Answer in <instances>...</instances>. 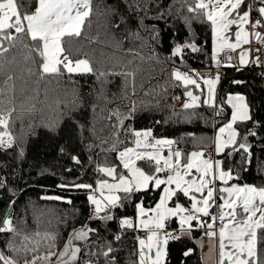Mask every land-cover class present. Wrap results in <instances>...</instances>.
Segmentation results:
<instances>
[{
  "label": "snow or ice",
  "instance_id": "1",
  "mask_svg": "<svg viewBox=\"0 0 264 264\" xmlns=\"http://www.w3.org/2000/svg\"><path fill=\"white\" fill-rule=\"evenodd\" d=\"M260 3L264 5V0ZM177 4L179 9L175 4H161L159 0H120L119 6L128 17L127 20L120 19L124 23L134 21L155 41L159 37L156 25L149 29L143 23L150 18L149 13L154 10L155 15L151 18L166 20L174 10H186L191 16L183 17L185 24L190 25L193 19L210 24L213 60L217 67L224 64L240 71L249 63H261L260 52L264 44L257 37L262 35L258 29L264 27V6L257 9L260 19L253 20L250 8L240 11L242 6L247 8L246 0H177ZM107 10L119 15L112 6H107ZM93 16V0H0V70L5 64L14 62L13 54L19 52L28 65L29 75L43 78L96 74L103 78L118 74L125 77L126 82L131 81L134 95L135 72L97 73L87 53L73 50L74 42L88 39L86 29L91 26ZM233 26L237 28L234 42L228 35ZM114 27L119 28L120 23ZM130 35L141 38L139 30L130 31ZM254 42L256 48L251 46ZM184 49L201 50L195 43L178 44L172 56L182 59ZM237 49L240 51L234 65L232 53ZM225 50V61H221L220 53ZM32 64H38L35 73ZM5 75V84L13 81L12 74ZM172 77L186 89L188 99L182 103L183 109L207 105L215 110L217 117L222 115L224 106L216 103L219 73L205 78L199 73L193 75L177 68ZM189 86L198 89L199 94H194ZM12 87L14 89V85ZM3 91L0 89V95ZM226 103L232 109L230 119L218 128L211 146L217 154L228 149H231L229 155L245 153L243 164L247 171V166L253 162L252 145L246 139L242 142L235 125L253 121L252 108L246 97L239 94L228 95ZM128 107L127 115L118 110L112 112L117 122L112 126L109 139L101 138L95 145L115 154L116 162L105 161L97 165L96 171L103 178L97 179L95 186L90 183L60 185L61 188L74 187L89 192L88 222L79 228L71 227L67 238L58 243V231L25 232L14 223L12 215L0 216V238L8 237L0 248V264H100L101 258L103 264H119L116 255L119 250L113 242L121 241L126 230L134 234L136 259L132 264H168L169 242L192 239V234L198 230L203 231L198 243L203 248L205 239L209 242L215 264H264V186L239 183V172L226 169L224 161L213 160L203 150L186 152L177 140L155 137L151 128L137 130L126 126L125 120H131L135 112L134 104ZM15 112L14 106H4L0 102V148H9L16 143L17 138L11 130ZM248 135L255 137L257 134L249 130ZM104 145L110 147L104 148ZM73 159L80 163L78 158ZM217 183L223 186L218 188ZM3 186L0 182V187ZM153 191L157 198L146 205L143 197ZM217 197L220 203H217ZM44 199L62 201L64 198L48 196ZM129 201L134 214L120 215V210L125 209ZM65 202L71 204V200ZM13 204L15 200H10L9 206ZM213 208L218 212L214 214ZM173 221L177 224L175 229H171ZM112 222L118 224V231L111 240L94 241V238L99 240ZM193 251L188 248L182 255L189 257Z\"/></svg>",
  "mask_w": 264,
  "mask_h": 264
},
{
  "label": "trees",
  "instance_id": "2",
  "mask_svg": "<svg viewBox=\"0 0 264 264\" xmlns=\"http://www.w3.org/2000/svg\"><path fill=\"white\" fill-rule=\"evenodd\" d=\"M159 2L175 4L179 9L177 0ZM119 4L120 0H93L94 16L91 26L86 29L88 39L74 42L73 50L87 53L97 73L135 72L134 95L131 81L126 82L125 77L118 74L103 78L96 74L43 78L29 75L28 65L19 52L13 54L16 57L14 62L5 64L0 70V89L4 90L0 102L16 109L11 130L17 138L14 146L0 148V182L4 184L0 187V216L12 215L14 223L25 232L58 231V243L67 238L71 227L79 228L82 223H87L91 211L87 190L61 188L60 185L90 183L95 186V181L103 178L96 167L105 161L109 164L116 162L115 154L95 145L101 138L109 139L112 126L117 122L112 112L118 110L127 115L128 106L132 104L135 112L131 120H125L126 126L137 130L151 128L155 137L177 140L179 147L186 152L210 150L216 130L231 116L227 96L242 94L252 108L253 121L238 122L235 127L241 133L242 142L246 139L252 145L253 162L245 171L243 157L246 154L234 152L229 155L231 149L216 159L224 161L226 169L239 172V183L264 186V68L247 65L237 71L234 67H226L227 76L218 87L216 96L217 105L224 106L219 117L207 105L190 110L182 106L175 108V97L183 99L186 89L173 79L172 72L178 68L194 75L198 68L215 63L210 24L202 19L185 24L183 17L191 16L186 10H174L166 20H156L151 18L155 15L153 10L149 13L150 18L143 22L149 29L155 24L159 30V37L152 41L134 21H121L120 17L125 20L128 17ZM107 6L116 8L119 15L108 12ZM117 23H120L119 28L114 27ZM137 30L140 39L130 35V31ZM188 43H195L201 50L184 49L182 59L172 56L176 45ZM37 67L38 64L31 65L33 73ZM5 73L14 76L9 84L4 83ZM202 87L206 89V85L202 84ZM189 90L199 94V90L192 86ZM249 130L257 135H248ZM120 138L125 139L124 136ZM73 157L80 163L77 164ZM48 196L64 199H44ZM156 198L155 191L143 197L146 205L154 203ZM10 200H15V204L9 206ZM67 200H71V204L66 203ZM119 214L132 216V202L129 201ZM93 226H96L94 222ZM176 227L173 221L171 229ZM117 231L118 224L112 222L99 240L94 238V241H110ZM192 235V239L169 242L168 264H202L201 252L195 242L202 234L198 230ZM7 238H0V248ZM113 246L119 250L116 253L119 264H132L136 259L133 232L126 230L123 239L113 242ZM188 248L194 249L193 254L183 257L182 253ZM100 264H103L102 258Z\"/></svg>",
  "mask_w": 264,
  "mask_h": 264
},
{
  "label": "built area",
  "instance_id": "3",
  "mask_svg": "<svg viewBox=\"0 0 264 264\" xmlns=\"http://www.w3.org/2000/svg\"><path fill=\"white\" fill-rule=\"evenodd\" d=\"M250 9H251V19H253V20L260 19L259 15H258V12H257L258 6L256 4H254V3H251L250 4ZM258 31L262 35L259 36V37H257V40H259L261 44H264V27L258 29ZM251 46H252V48H256L257 47V44L254 42ZM237 53H238V51L232 53V55H233L232 64H234V65L237 64V60H236ZM255 54L256 53H253V55H255ZM260 56H261V63L260 64H252V63H249L248 65H255V66L263 67L264 68V48L261 49ZM196 72L199 73V75L201 77H205V78H207V77H214L215 75H217V73H219V75H220V82L218 84V87L222 83L223 79L227 76V69H226V67H224L223 65L220 66V67H217L215 63L212 64L211 66L198 68L196 70ZM186 101H187L186 98H183V99H180L179 98V99H177V97H175V99H174V107L175 108H180L182 106V103L183 102H186Z\"/></svg>",
  "mask_w": 264,
  "mask_h": 264
},
{
  "label": "crops",
  "instance_id": "4",
  "mask_svg": "<svg viewBox=\"0 0 264 264\" xmlns=\"http://www.w3.org/2000/svg\"><path fill=\"white\" fill-rule=\"evenodd\" d=\"M257 2L261 5L260 3V0H257ZM246 5H247V8H245L243 6V9L241 11H245L247 10L248 8H250V5H249V0H246ZM260 5L258 6V8L260 7ZM264 6V5H262ZM237 28L236 26H233L231 31L228 33L229 36L232 37V42L235 41V32H236ZM213 50H214V42H213ZM239 52L240 49H237L236 52ZM226 52L227 50H225V52H221L220 53V56H219V59L221 61H225V55H226ZM232 63V62H231ZM224 67H228V66H225L224 64H222ZM218 89V85L216 86V91ZM238 95V94H236ZM239 95H242V94H239ZM231 108V107H230ZM232 111V109H231ZM200 150H203V149H197V150H189V151H200ZM205 151L206 155L207 154H210L212 159L213 160H217L216 157L220 154H217L215 153L214 149H210V150H203ZM188 152V151H187ZM222 154V153H221ZM223 185H221L220 183H217V187H222ZM221 201L219 200V197H217V203H220ZM213 213L215 214L216 212H218V209L216 210V208H213ZM137 235H143V233H136ZM203 237V235L199 236L197 239H195V242L196 244L198 245L199 249H200V252H201V261H202V264H215V254L210 252L209 250V242L205 239L204 241V247L201 248L198 241Z\"/></svg>",
  "mask_w": 264,
  "mask_h": 264
},
{
  "label": "rangeland",
  "instance_id": "5",
  "mask_svg": "<svg viewBox=\"0 0 264 264\" xmlns=\"http://www.w3.org/2000/svg\"><path fill=\"white\" fill-rule=\"evenodd\" d=\"M251 3H254V4H256L257 6H259L260 4L257 2V0H249V5L251 4ZM262 5H260V7H261ZM243 9V6H242V8H241V10ZM240 10V11H241ZM241 12H243V11H241ZM247 27V26H246ZM229 95H236V93H231V94H229ZM216 96H217V91H216ZM228 97V96H227ZM184 98H186V99H188L187 98V96L185 95V97ZM222 126V125H221ZM219 128V127H218ZM218 130V129H217ZM217 130H216V133H217ZM218 160V159H217ZM217 210V209H216ZM201 232V231H200ZM203 232V231H202ZM201 232V234L203 235V233Z\"/></svg>",
  "mask_w": 264,
  "mask_h": 264
}]
</instances>
